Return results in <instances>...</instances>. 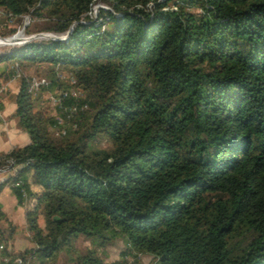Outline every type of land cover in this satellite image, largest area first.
I'll list each match as a JSON object with an SVG mask.
<instances>
[{
    "label": "trees",
    "instance_id": "1",
    "mask_svg": "<svg viewBox=\"0 0 264 264\" xmlns=\"http://www.w3.org/2000/svg\"><path fill=\"white\" fill-rule=\"evenodd\" d=\"M23 17L68 36L0 51L29 138L0 167L32 243L9 255L0 231V258L264 264V0H0V25ZM29 67L47 77L35 91ZM53 89L67 95L51 114L37 102Z\"/></svg>",
    "mask_w": 264,
    "mask_h": 264
},
{
    "label": "rangeland",
    "instance_id": "2",
    "mask_svg": "<svg viewBox=\"0 0 264 264\" xmlns=\"http://www.w3.org/2000/svg\"><path fill=\"white\" fill-rule=\"evenodd\" d=\"M98 6H102L104 8H107V6L101 4V3H96L92 7V11L90 13V16L92 18H95L97 15L98 11ZM40 24H33L30 22L28 17H23L21 22L18 24L15 20H7L4 24L0 25V39H5L9 38L13 35L16 37V41L12 44H5L0 41V51L5 49L6 47L14 46L21 44L23 42L29 41V40H35V39H43V38H53V37H62L66 36L64 35H54L50 32H43V31H37L36 28ZM14 28V31L12 33H6L7 29ZM28 30V31H27ZM3 33V35H2ZM38 66V65H37ZM44 69H35V67H29L28 72L26 74L31 75L33 79H43L47 80L46 75H44ZM19 84V77H14L9 80H3L2 77H0V103L1 106L3 105L4 107H9L12 104V107L14 105V100L13 96L16 94L17 88ZM61 91V92H60ZM55 89L53 90H46L43 91L40 97V100L37 102L38 107L45 108L49 113L53 114V107L54 103L56 100V95H60L62 92H67V90H59L58 93H55ZM70 93H75L76 96H82L83 92L81 89L78 88H72L69 91ZM1 108V107H0ZM13 110V109H12ZM9 108L5 109V112L7 113L4 115V120L8 122L11 118V115L9 114ZM13 116V115H12ZM14 117V116H13ZM16 126L17 128L21 129L18 126L17 119H16ZM100 146L102 147H107L108 144L105 141H100L99 143ZM76 247L84 251L86 248L90 246L89 240H85L83 238H79L76 243ZM124 250V242L122 239L118 238L112 241L111 244L106 246L105 248L99 250L101 257L104 259L106 263H111L117 259L121 258V254L123 253ZM127 264H133L134 263V258L131 256H127L126 258ZM66 261V255L65 252H60L57 256V263H65ZM67 264V263H66ZM137 264H155V258L152 257L151 255H140L138 257V262Z\"/></svg>",
    "mask_w": 264,
    "mask_h": 264
},
{
    "label": "crops",
    "instance_id": "3",
    "mask_svg": "<svg viewBox=\"0 0 264 264\" xmlns=\"http://www.w3.org/2000/svg\"><path fill=\"white\" fill-rule=\"evenodd\" d=\"M8 108L11 118L6 122L3 118L7 114L5 109ZM12 109L14 110L12 104L9 107L2 105L0 108V152H6L11 148L20 147L29 142L28 135L17 128L16 117L12 116ZM14 174L15 171L0 173V231L2 237L7 239L6 251L9 255H14L25 248L32 247L26 231L24 217V209L28 206V202L24 199L18 203L10 185L3 182L4 179ZM31 189L36 190L34 186H31Z\"/></svg>",
    "mask_w": 264,
    "mask_h": 264
},
{
    "label": "built area",
    "instance_id": "4",
    "mask_svg": "<svg viewBox=\"0 0 264 264\" xmlns=\"http://www.w3.org/2000/svg\"><path fill=\"white\" fill-rule=\"evenodd\" d=\"M44 83V80L43 79H31V82L29 84V90L31 91H35L37 90V88L42 84ZM72 96H76L75 93H70ZM67 95V92H62L60 93V96H66ZM58 102V97H56V100H55V103L54 105H56ZM75 110V106H72V107H69V111L73 112ZM8 171H15V166H13L11 163H9L7 166H4V167H0V173H5V172H8ZM20 192L22 193V195H24V192L22 190H20ZM3 248V245L0 244V249ZM1 261L4 263V264H24L23 261L17 257V256H4V257H1Z\"/></svg>",
    "mask_w": 264,
    "mask_h": 264
},
{
    "label": "water",
    "instance_id": "5",
    "mask_svg": "<svg viewBox=\"0 0 264 264\" xmlns=\"http://www.w3.org/2000/svg\"><path fill=\"white\" fill-rule=\"evenodd\" d=\"M100 7H102V6H98L97 8H100ZM67 36H68V34H67L66 36H62V37H53V38H57V39H60V40H64V39L67 38ZM0 41H1L2 43H5V44H12V43H14V42L16 41V37H15V35H13V36H11V37H9V38L1 39Z\"/></svg>",
    "mask_w": 264,
    "mask_h": 264
},
{
    "label": "bare ground",
    "instance_id": "6",
    "mask_svg": "<svg viewBox=\"0 0 264 264\" xmlns=\"http://www.w3.org/2000/svg\"><path fill=\"white\" fill-rule=\"evenodd\" d=\"M1 40V39H0Z\"/></svg>",
    "mask_w": 264,
    "mask_h": 264
}]
</instances>
